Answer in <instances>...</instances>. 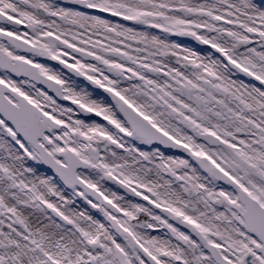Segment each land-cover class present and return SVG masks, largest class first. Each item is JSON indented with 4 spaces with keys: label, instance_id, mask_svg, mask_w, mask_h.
I'll list each match as a JSON object with an SVG mask.
<instances>
[{
    "label": "snow or ice",
    "instance_id": "obj_1",
    "mask_svg": "<svg viewBox=\"0 0 264 264\" xmlns=\"http://www.w3.org/2000/svg\"><path fill=\"white\" fill-rule=\"evenodd\" d=\"M0 264H264V0H0Z\"/></svg>",
    "mask_w": 264,
    "mask_h": 264
}]
</instances>
